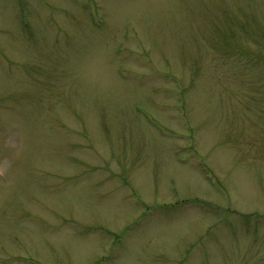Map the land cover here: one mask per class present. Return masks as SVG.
<instances>
[{
  "label": "rangeland",
  "instance_id": "374dc122",
  "mask_svg": "<svg viewBox=\"0 0 264 264\" xmlns=\"http://www.w3.org/2000/svg\"><path fill=\"white\" fill-rule=\"evenodd\" d=\"M0 264H264V0H0Z\"/></svg>",
  "mask_w": 264,
  "mask_h": 264
}]
</instances>
